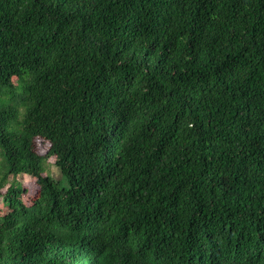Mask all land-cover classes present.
<instances>
[{"label":"trees","instance_id":"1","mask_svg":"<svg viewBox=\"0 0 264 264\" xmlns=\"http://www.w3.org/2000/svg\"><path fill=\"white\" fill-rule=\"evenodd\" d=\"M0 200V264H264V0H0Z\"/></svg>","mask_w":264,"mask_h":264},{"label":"rangeland","instance_id":"2","mask_svg":"<svg viewBox=\"0 0 264 264\" xmlns=\"http://www.w3.org/2000/svg\"><path fill=\"white\" fill-rule=\"evenodd\" d=\"M39 147H40V149H42L45 146L44 145H40ZM51 161L54 162V159H51ZM51 173H52V175H53L55 180H60L61 179V174H60L59 171H57V169L55 167L51 168ZM23 179L26 180L27 182H29L31 180V178L29 176H25ZM0 205H2L1 204V200H0Z\"/></svg>","mask_w":264,"mask_h":264},{"label":"bare ground","instance_id":"3","mask_svg":"<svg viewBox=\"0 0 264 264\" xmlns=\"http://www.w3.org/2000/svg\"><path fill=\"white\" fill-rule=\"evenodd\" d=\"M193 164V163H192ZM178 166V165H177ZM191 171V170H190ZM218 198V197H217ZM220 200V199H219ZM223 202V201H222ZM208 204V203H207ZM228 205V204H227ZM224 206V205H223ZM222 207V206H221ZM229 207V206H228ZM231 207V206H230ZM208 212V211H207ZM210 212V211H209ZM211 213V212H210ZM227 215V214H226ZM224 216V215H223ZM219 218V217H218ZM209 220V219H208ZM241 220V219H240ZM239 222V221H238ZM211 223V222H210ZM232 224V223H231ZM236 225V224H235ZM223 226V225H222ZM238 226V225H237ZM218 227V226H217ZM240 228V227H239ZM225 230H227V229H225ZM214 231V230H213ZM240 231V230H239ZM229 233V232H228ZM235 236V235H234ZM233 238V237H232ZM235 238V237H234ZM221 239V238H220ZM237 239V238H236ZM215 241V240H214ZM220 241V240H219ZM218 241V242H219ZM222 241H223V239H222ZM233 244V243H232ZM223 246V245H222ZM238 247V246H237ZM231 248V247H230ZM225 250V249H224ZM228 250V249H227ZM231 255H232V253H231ZM240 256V255H239ZM7 263V262H6Z\"/></svg>","mask_w":264,"mask_h":264}]
</instances>
